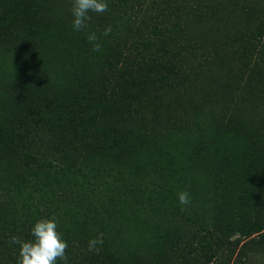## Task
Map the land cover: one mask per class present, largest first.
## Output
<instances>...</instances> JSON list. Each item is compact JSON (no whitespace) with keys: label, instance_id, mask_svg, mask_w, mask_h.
Segmentation results:
<instances>
[{"label":"trees","instance_id":"1","mask_svg":"<svg viewBox=\"0 0 264 264\" xmlns=\"http://www.w3.org/2000/svg\"><path fill=\"white\" fill-rule=\"evenodd\" d=\"M56 1L0 4V28L12 43L0 54L21 53L0 66V264L20 259L11 236L31 240L34 224L52 217L68 244L67 264H109L136 246L153 249L172 215L176 226L180 216L191 221L195 204L205 209L208 195L220 201L228 181L210 170L230 152L254 176L238 192L253 206L236 230L259 232L264 7L107 0L106 12H90L88 27L74 31L71 8ZM89 32L100 37L99 52ZM227 173L225 165L219 176ZM184 190L188 205L179 203ZM99 233L100 251H88Z\"/></svg>","mask_w":264,"mask_h":264},{"label":"rangeland","instance_id":"2","mask_svg":"<svg viewBox=\"0 0 264 264\" xmlns=\"http://www.w3.org/2000/svg\"><path fill=\"white\" fill-rule=\"evenodd\" d=\"M239 1L243 6L252 4L254 5L253 8L256 9L264 7V0ZM56 2L59 6L64 5L67 8H72L71 3H73V0H58ZM1 3L2 0H0ZM137 21L140 22V20ZM11 45L12 43L7 40L5 33L0 28V51L6 50ZM11 51V53L7 52L6 55L0 54V66H6L7 61H10L9 66H13L15 64L13 63L14 60L17 61V57H21L20 52ZM20 65L18 61L14 69L20 67ZM10 68L12 69L13 67ZM14 85L15 83L5 86L7 89ZM24 94H28V92H23L22 95ZM232 153H228V157L225 156L228 159L222 157L220 162L213 165L210 170L217 181H223V183L228 181L225 193L219 194L220 201L217 200L214 203L210 195H208L210 203L206 205L205 209L197 204L194 205V210H191V221L185 220L180 216V220L175 226L176 218L172 215L170 218L171 230L167 225H163L161 231H163L162 235L165 237L162 242L156 241L153 249L136 246L130 253L125 252L121 258L113 257L108 263L264 264V227L259 232H253L249 235H243L236 230L240 222L237 217L241 213H252L250 206H253L251 200L238 197V192L246 184L244 183V178H250L251 183L254 180V176L251 174L252 170L250 171V167L242 166L236 159L239 154L234 157ZM233 157L234 161L232 160ZM225 165L228 166V173L226 176H219ZM237 203L243 206L242 212L235 211L232 208ZM200 226L204 227L205 232L201 233V231H198ZM175 229H180V237H171L173 235L172 231H175Z\"/></svg>","mask_w":264,"mask_h":264},{"label":"clouds","instance_id":"3","mask_svg":"<svg viewBox=\"0 0 264 264\" xmlns=\"http://www.w3.org/2000/svg\"><path fill=\"white\" fill-rule=\"evenodd\" d=\"M108 10L107 0H73L71 14L73 16L72 27L74 31H81L88 27L87 21L91 19L90 12L104 13ZM111 26H107L102 35H110ZM88 42L92 45V51L101 50L100 37L96 32H89ZM179 203L188 205L191 196L187 190L178 193ZM33 239L24 240L18 235L9 239L10 244L19 245L18 264H56L57 260L67 264V241L58 231V221L55 217L38 220L31 229ZM103 244V233L88 241V251L99 252V245Z\"/></svg>","mask_w":264,"mask_h":264}]
</instances>
